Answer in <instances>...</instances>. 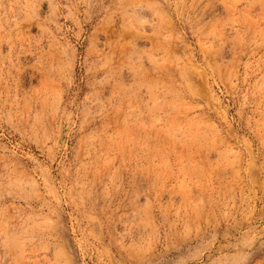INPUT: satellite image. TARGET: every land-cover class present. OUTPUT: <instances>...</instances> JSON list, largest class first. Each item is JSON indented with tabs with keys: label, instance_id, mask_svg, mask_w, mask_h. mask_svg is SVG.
I'll list each match as a JSON object with an SVG mask.
<instances>
[{
	"label": "rangeland",
	"instance_id": "374dc122",
	"mask_svg": "<svg viewBox=\"0 0 264 264\" xmlns=\"http://www.w3.org/2000/svg\"><path fill=\"white\" fill-rule=\"evenodd\" d=\"M0 264H264V0H0Z\"/></svg>",
	"mask_w": 264,
	"mask_h": 264
}]
</instances>
